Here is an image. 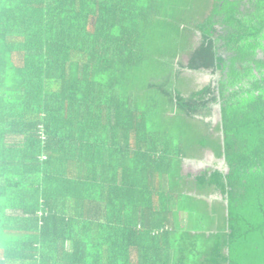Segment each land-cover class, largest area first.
I'll return each mask as SVG.
<instances>
[{"label":"trees","instance_id":"16d2710c","mask_svg":"<svg viewBox=\"0 0 264 264\" xmlns=\"http://www.w3.org/2000/svg\"><path fill=\"white\" fill-rule=\"evenodd\" d=\"M0 264H264V0H0Z\"/></svg>","mask_w":264,"mask_h":264},{"label":"crops","instance_id":"0c3cea01","mask_svg":"<svg viewBox=\"0 0 264 264\" xmlns=\"http://www.w3.org/2000/svg\"><path fill=\"white\" fill-rule=\"evenodd\" d=\"M188 74L192 75V76H201V73H195V72H190V71H187ZM186 72V73H187ZM211 74V73H209ZM211 76H214L211 74ZM191 82L192 81H189L187 82V89L188 90H183L185 93L187 92H190L191 90H199L201 88H203L206 84L202 85L200 88L199 87H191ZM195 82H193L192 84H194ZM185 89V88H184ZM217 108L214 107V114L212 117H209L207 119H205V122H211L212 126L215 127L219 122H220V107L219 106H216ZM200 153H201V157L200 158H195V159H192V160H188V159H185L183 160V163H182V174L184 176H190V177H195L197 176L199 173H201L202 171L206 170V169H219V170H223L225 172V164H224V159H216L214 154H213V151L209 148H203L200 150ZM212 160H215L214 162V166H215V163L217 165L220 164V166L218 167H208V168H205L203 167V164L206 163L207 161H212ZM198 165H201V167H203V169L199 170L198 173H195V174H192V173H188L186 172L187 170V166H190V168H193V166H198ZM221 200V197L220 196H217V195H211L207 201L208 202H211V201H220Z\"/></svg>","mask_w":264,"mask_h":264},{"label":"rangeland","instance_id":"374dc122","mask_svg":"<svg viewBox=\"0 0 264 264\" xmlns=\"http://www.w3.org/2000/svg\"><path fill=\"white\" fill-rule=\"evenodd\" d=\"M181 59H182L183 63H187L188 62V57L186 55H182ZM209 73L210 72H203V73H201V76H196L195 77V76H192V75L188 74V72H187V73L183 74V76L188 78V80L192 81L191 82V87L195 86V87H199L200 88L202 85L209 84V83H211V82H213L215 80V76H211V74H209ZM187 82H189V81H187ZM193 82H195V83L192 84ZM184 88H186V85L181 82L179 84V89H184ZM215 108H217V107L215 106ZM214 162H215V160L207 161L206 163L203 164V167H205V168L210 167L211 168V167L220 166V164L217 165L216 163H215V166H214ZM203 167H201V165L193 166V168H190V166H187L186 172L195 174V173H198L199 170L203 169Z\"/></svg>","mask_w":264,"mask_h":264},{"label":"water","instance_id":"95a60500","mask_svg":"<svg viewBox=\"0 0 264 264\" xmlns=\"http://www.w3.org/2000/svg\"><path fill=\"white\" fill-rule=\"evenodd\" d=\"M225 172H227V167H225Z\"/></svg>","mask_w":264,"mask_h":264}]
</instances>
